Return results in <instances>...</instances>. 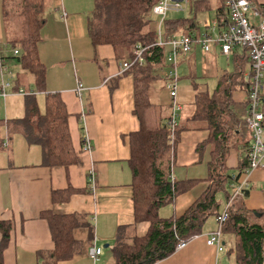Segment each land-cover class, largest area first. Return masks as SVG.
<instances>
[{"label": "crops", "instance_id": "crops-1", "mask_svg": "<svg viewBox=\"0 0 264 264\" xmlns=\"http://www.w3.org/2000/svg\"><path fill=\"white\" fill-rule=\"evenodd\" d=\"M4 1L0 0L2 50L8 44L2 23ZM254 1L263 3L264 0ZM44 4L46 23L41 29L38 52L46 69V83L44 98L38 99L36 95V99L40 108L45 105L48 93L60 94L68 110L70 134L81 164L68 168L46 167L43 165L40 146L30 145L22 134H15L10 139L4 130L6 146L0 154V219L13 223L10 243L3 255L4 263H45L44 254L54 250L55 245L42 213L53 211L63 215L80 214L94 226V238L91 241L87 229L80 228L74 232L75 239L83 242L84 248L72 260L59 264H81L85 261L94 264L88 256L89 249L94 246L109 249L111 254L108 256L103 252L101 254L109 264L118 229L134 224L130 135L139 131L140 121L134 114L133 76L122 69L123 62L129 56L125 52L118 55L109 45L97 48L92 45L88 20L94 9V0H45ZM209 29H202L200 34ZM5 55H9V49ZM239 55H243L241 48L233 49L228 56L224 55L216 42L210 45L209 52H204L200 45L194 46L192 52L182 56L178 64V73L181 72L179 80L188 79V83L181 84L183 92L192 89L195 92L194 99L197 92L214 94L220 78L234 72V63ZM223 59H226V66L222 63ZM164 70L159 73L161 78L151 87L150 100L153 91L158 103L151 101L158 106L163 121L167 122L171 115V99L162 76ZM250 73L251 65H248L243 77L247 86L238 87L232 96L236 103L245 104L248 99ZM19 76L29 86L27 73ZM79 83L83 86L80 94L77 93ZM211 88H215L213 93H210ZM179 95L180 92L178 98ZM26 98H21V115H7L5 120L25 117ZM194 103L195 100L191 104L179 103L182 110L178 126L185 129L175 144L172 175L177 181L199 182L187 193L162 206L159 210L161 218L182 216L211 184L207 181L209 154L206 152L200 157L197 152L198 146L208 139L210 133L205 124L191 121ZM84 138H89L91 142L90 153L82 152ZM245 142L251 145L250 133L245 140L233 141L236 147L231 149L226 163L233 176L242 158L247 156L246 151L241 150ZM91 171L94 174L93 184H90ZM249 184L247 197L237 199L233 209L244 213L251 223L264 226V223H260V219H264L263 173L260 170L253 172ZM232 185L229 188L231 195ZM69 187L87 190L73 194L67 203L54 205L52 192ZM218 200L219 212L222 213L228 202L226 194L220 193ZM149 227L147 222L139 223L135 229H128L127 235L144 237ZM217 228V218H209L202 228V234L160 264H237L235 246L238 242L232 231L223 233L222 252L206 244L209 235Z\"/></svg>", "mask_w": 264, "mask_h": 264}, {"label": "trees", "instance_id": "trees-1", "mask_svg": "<svg viewBox=\"0 0 264 264\" xmlns=\"http://www.w3.org/2000/svg\"><path fill=\"white\" fill-rule=\"evenodd\" d=\"M159 1L94 0V9L88 20L89 38L95 48L109 45L118 55L125 52L132 59L134 47L151 46L145 54L144 64L134 63L127 70L134 79V114L140 121L139 131L130 135L134 224L118 229L112 251L113 261L109 264H160L171 257L180 242H189L202 234L208 219L220 215L218 195L225 193L229 200L230 185L234 180H240L247 169V157L242 158L234 176L226 164L231 149L236 147L234 139L245 140L249 134L246 126L248 103H236L232 97L238 87L247 86L243 77L251 65V57L248 50L243 49V55L235 60L234 72L220 78L214 94L197 92L195 98L191 121L205 124L210 133L208 139L198 146L197 152L200 157L206 152L209 154L207 181L211 184L182 216L160 217L162 206L190 191L199 180L172 181L175 144L185 128L176 127L172 144L171 129L163 121L158 106L150 100L153 83L161 78L159 73L167 67L166 49L155 46L158 21H154L152 10ZM44 3L45 0H5L2 8L3 32L8 44L5 51L2 50L1 59L9 66L20 67L22 73H29L37 88L35 92H44L46 83V69L38 52L41 29L46 23ZM188 11L187 17L164 20L166 37L199 35L202 31L197 21L199 13L214 12L220 24L229 17L227 0L193 2ZM8 49L9 55H5ZM15 50L17 55H14ZM15 85L18 87L15 90L26 86L19 75ZM26 97L24 118L0 119V154L6 146L5 130L10 139L15 134H22L30 145L40 146L46 167L80 165L68 125V110L60 94H47L44 112L38 106L36 95ZM250 146L245 142L241 150L248 153ZM86 190L72 187L54 190L52 201L54 205L64 204L73 194ZM248 193L249 190L245 191L243 197ZM234 206L235 203L223 233L232 231L236 237L237 264H264V226L251 223L244 213L235 211ZM42 218L48 222L55 245L54 250L44 254V264L70 261L82 252L84 243L75 239L76 230L85 228L89 241L94 238L93 224L80 214L46 211ZM142 222L150 224L144 237L127 235L128 229H135ZM12 230L11 221L0 219V264H5L3 255L10 243Z\"/></svg>", "mask_w": 264, "mask_h": 264}, {"label": "built area", "instance_id": "built-area-1", "mask_svg": "<svg viewBox=\"0 0 264 264\" xmlns=\"http://www.w3.org/2000/svg\"><path fill=\"white\" fill-rule=\"evenodd\" d=\"M214 1V0H160L152 10L155 17L159 18L156 33L157 41L155 46L166 49L167 67L163 71L165 88L171 99V115L167 124L171 129L170 142L174 143V131L178 126V118L182 106L178 102V64L181 57L192 52L194 46L200 45L204 52L210 51V45L216 42L226 56L230 55L235 48L247 49L251 57V73L248 87V110L246 116V126L251 136V146L247 153V169L240 180H234L232 188L233 194L228 200L225 210L217 217L218 228L207 238L206 244L216 249L217 252L224 250L222 241L224 225L230 216V209L234 202L245 195L249 190V177L257 170L264 175V1L263 3L254 0H227L228 20L216 21L210 29L199 35H186L166 37L163 32V22L168 18L171 11H185L193 2ZM151 46L137 45L132 49V59H127L122 64V69L127 71L134 63L143 65L145 54ZM2 42L0 41V93L7 97L12 89V83L7 81L13 78L11 67L1 59ZM18 51H14L17 55ZM83 90L81 83L78 84L77 93ZM19 95L34 96V90H16ZM92 145L89 138H84L82 142V152L90 153ZM174 181L173 175L171 176ZM90 184L94 183V174L91 171ZM188 242H180L176 251L182 250ZM102 249L96 246L88 251L89 258L94 264H98L102 254Z\"/></svg>", "mask_w": 264, "mask_h": 264}, {"label": "rangeland", "instance_id": "rangeland-1", "mask_svg": "<svg viewBox=\"0 0 264 264\" xmlns=\"http://www.w3.org/2000/svg\"><path fill=\"white\" fill-rule=\"evenodd\" d=\"M188 15H189L188 9H186L185 11H180V12L171 11L168 13L169 18L170 17H187ZM214 19H215V14H214V12L210 11V12H205V13H199L197 21H198V24L202 27V29H204L206 26L212 27L214 24ZM154 21L155 22L159 21V18L154 16ZM3 48H4V46H3ZM3 51H5V50H3ZM225 60L223 59L222 63L226 66L227 62ZM11 70L13 73V78L12 79L7 78V81H10L12 83V89L8 92V95L5 98H3V96L0 93V116H1V119H4V120L6 119L7 115L9 117L21 115L20 114L21 113L20 112L21 103L23 100H25V97H26L25 95H19L15 90L16 88H18L15 85V80L18 77V75L23 74L21 68L16 67V66H11ZM179 73H181V72H179ZM27 75L29 76V86L26 85L25 87H19V88H23L24 90H36L37 88L33 82L32 76L29 73H27ZM186 81H188V79L182 78L178 82V92H180L178 102L181 104H191L195 100L194 99L195 92L192 91V89H189V92L186 90H185V92H183V90L181 88V86H182L181 84L183 82H186ZM186 83H188V82H186ZM190 88H191V84H190ZM214 89L215 88H211L210 93H213ZM36 95H37L38 99L44 98L43 92H36ZM21 98L22 99L24 98V99L21 100ZM151 100L155 103H158L156 98L153 97V91L151 92ZM44 108H45L44 104L40 106V110L42 112H44V110H45ZM23 115L25 116V111H24ZM206 162H207V160H206ZM204 164H206V163H204ZM260 223H264V219H260ZM102 251H103L104 255L108 256L109 254H111V252L109 251L108 248H106V249L104 248V249H102ZM101 259H102V261H100L99 264H107L106 257L102 256L100 258V260ZM112 261H113V257H112L111 262ZM86 263L91 264V261H88V262L85 261L84 263H81V264H86Z\"/></svg>", "mask_w": 264, "mask_h": 264}, {"label": "water", "instance_id": "water-1", "mask_svg": "<svg viewBox=\"0 0 264 264\" xmlns=\"http://www.w3.org/2000/svg\"><path fill=\"white\" fill-rule=\"evenodd\" d=\"M105 247H107V246H105Z\"/></svg>", "mask_w": 264, "mask_h": 264}]
</instances>
